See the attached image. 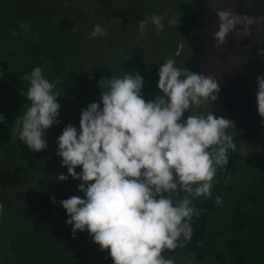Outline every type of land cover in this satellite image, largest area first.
<instances>
[{
    "label": "clouds",
    "instance_id": "9594fccd",
    "mask_svg": "<svg viewBox=\"0 0 264 264\" xmlns=\"http://www.w3.org/2000/svg\"><path fill=\"white\" fill-rule=\"evenodd\" d=\"M216 16L213 35L221 44L238 25L247 31L255 23L254 17L230 10ZM165 18L166 13L140 20V34L151 23L159 35ZM20 28L28 26L21 23ZM107 34L97 24L89 38ZM158 77L159 93L151 100L143 96L144 78L138 71L101 77L100 100L81 109L79 128L69 123L56 141V155L68 175L57 173L55 178L81 181L77 187L83 193V198L59 201L68 217L65 223L73 238L87 231L114 264H175L163 251L191 239L192 217L200 215L193 199L212 198L214 177L227 165L229 150H236L227 131L235 129V122L198 111L218 99L221 87L215 77L180 68L171 56L160 65ZM24 80L30 82V106L16 118L13 131L32 152H40L48 147L46 131L60 123V94L53 91L58 81L50 82L39 66ZM256 80L257 111L264 118V74ZM185 113H190L186 119ZM4 119L0 114V123ZM50 199L56 203L55 196ZM215 203L223 204L221 196ZM3 208L0 203V214Z\"/></svg>",
    "mask_w": 264,
    "mask_h": 264
},
{
    "label": "rangeland",
    "instance_id": "374dc122",
    "mask_svg": "<svg viewBox=\"0 0 264 264\" xmlns=\"http://www.w3.org/2000/svg\"><path fill=\"white\" fill-rule=\"evenodd\" d=\"M41 3L34 11L36 15L34 19L37 20L29 23L20 14L15 0H0V71L3 72V76L0 77V114L5 118L4 122L0 123V166L19 169L23 176L29 177V180L37 184L39 181H46V183L53 181L55 172L53 164L61 158L56 155L57 143L50 129L46 131L48 147L40 152H32L13 131L17 127L16 118L30 106L27 92H24L22 88L30 83L24 80V75L30 73L21 72L20 62L15 60L13 54L17 50L20 53L27 52L28 58L34 60L30 53H35V43L39 46L38 50L43 52L41 47L46 45L45 41H48L49 36L48 32L43 31V26L46 23L53 24L56 18L49 1ZM61 5L60 8L66 7L67 14L64 19H75L71 26L73 30L79 27L90 34L93 26L97 24L108 29V34L101 37L99 41L97 37L89 38V36L82 39L86 48L81 45L78 48L87 51L80 53L81 57L88 60L83 67L87 70L83 74L79 73L78 81L71 82L70 73L73 64L69 63L68 72L61 75V84H56L53 90L60 94L58 101L61 109L58 119L66 125L71 123L79 128L81 109L86 108L91 102L100 100L102 90L97 82L101 77L110 78L111 75L122 77L124 71H138L144 78L143 96L145 100H151L155 94L159 93L157 83L160 65L171 56L176 60L177 66L182 68L189 54L182 36L181 22L184 13L190 8V0H101L100 2L63 0ZM206 8L207 25L203 31L206 44L202 62L203 74L215 77L221 86L230 80L240 62L257 47L261 40L264 31V0H209ZM82 9L85 14L81 16V26L79 19L72 13L79 12L78 14L81 15ZM219 10H230L240 15L254 17L255 23L249 26L247 31L238 25L221 44L213 35L218 30L219 21L216 13ZM165 13L164 28L159 35L156 34L155 27L151 23L148 24L145 34H140L138 30L140 20L153 14L164 15ZM21 23L28 26L27 30L20 28ZM79 66V60H77L75 67H78V71L82 69ZM45 77L52 82L49 73L45 74ZM85 77H94V87L87 89L82 86H87ZM64 82L66 85L63 89ZM209 109L208 102L198 111L207 115ZM58 125L54 126L58 127ZM227 131L232 134L231 129ZM262 146H264V129L256 139L238 143L236 150L232 152L248 153ZM261 171H264V166L242 170V175L234 184V195H241L240 193L245 191L244 186ZM0 195L8 197V200L0 202L4 206L3 213L0 214V249L5 250L9 255L18 256L19 254L25 262L33 264L31 258L40 250L32 241L30 219L21 214L15 201L10 200L16 196L15 189H1ZM210 228L213 231V238L220 242L225 233L222 227L215 222ZM163 255L174 259L175 264H220L211 258L191 259L184 253ZM19 260H16L15 264ZM53 264H62V262L57 257Z\"/></svg>",
    "mask_w": 264,
    "mask_h": 264
},
{
    "label": "trees",
    "instance_id": "16d2710c",
    "mask_svg": "<svg viewBox=\"0 0 264 264\" xmlns=\"http://www.w3.org/2000/svg\"><path fill=\"white\" fill-rule=\"evenodd\" d=\"M15 1L26 22L33 23L37 20L34 19L36 16L34 11L42 1H49L56 18L53 24L46 23L43 26V31L48 32V41H45L46 45L41 47L43 52L38 50L39 46L35 43L36 51L30 53L34 60L28 58L27 52L20 53L17 50L16 53H12L15 60L20 62L21 72L30 73L34 67L39 66L44 69V75L49 73L52 81H58L57 84L60 85L61 75L68 72L67 65L70 63L73 64L70 80L78 81L79 73L83 74L87 70L83 67L88 61L80 54L87 51L80 50L78 46L86 48L82 39L89 34L79 27L74 30L71 28L74 18L64 19L67 14L66 7L60 8L63 0ZM208 1L190 0V8L184 13L181 22L183 40L189 49L182 68L202 74L206 49L203 31L207 25L205 9ZM82 12L81 15L78 14L79 12L72 13L79 19L81 26V16L85 14L84 10ZM100 38L97 37V41ZM77 60L80 69L82 68L79 71L78 67H75ZM260 74H264V31L257 47L240 62L230 80L220 86L218 99L209 101V112L235 122V129H230L236 145L256 139L264 129V125L261 124L264 118L259 116L256 104L258 90L256 78ZM93 78L85 77L88 83L87 86H82L87 89L94 87ZM65 85L66 82L62 84L63 89ZM29 87L30 83L22 88L27 92ZM187 115L188 113L184 114L185 119ZM65 126L66 124L61 121L58 127L50 128L56 141ZM228 157L227 165L223 169H218L214 177L212 198L193 199V205L200 210V215L192 217L191 239L183 241V247H178L174 251L165 249L162 255L184 253L191 259L211 258L220 264H264V171L255 175L244 186L245 191H242L241 195H234V184L242 175V170L264 166V146L248 153L229 150ZM53 168L55 170L53 181L50 183L39 181L37 184L29 180V177L23 176L19 169L0 166V190L15 189L16 196L10 200L15 201L21 214L30 219L32 241L40 250L31 258L33 264H53L57 257L62 264H114L108 256V250L101 251L100 246L93 242L87 231L77 232L73 238L71 226L65 223L68 219L66 211L59 201L76 194L83 198V193L79 192L77 187L81 181L74 180L71 176L66 181H58L55 178L57 173L68 175L67 168L61 166L59 159L55 161ZM80 170L79 167L76 169L78 173ZM52 196H55L56 203L51 201ZM217 196H221L222 205L215 203ZM6 200L8 197L0 195V202ZM215 222L219 223L225 232L220 242L213 238V231L210 228ZM16 260H19L16 264H29L19 254L9 255L5 250L0 249V264H15Z\"/></svg>",
    "mask_w": 264,
    "mask_h": 264
},
{
    "label": "built area",
    "instance_id": "2783aa9c",
    "mask_svg": "<svg viewBox=\"0 0 264 264\" xmlns=\"http://www.w3.org/2000/svg\"><path fill=\"white\" fill-rule=\"evenodd\" d=\"M76 196H79L78 194H76Z\"/></svg>",
    "mask_w": 264,
    "mask_h": 264
}]
</instances>
